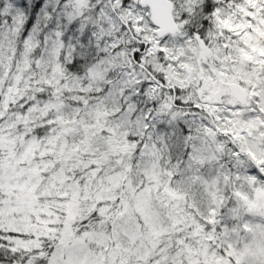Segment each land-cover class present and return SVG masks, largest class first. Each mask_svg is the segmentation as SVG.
<instances>
[{
  "label": "snow or ice",
  "instance_id": "obj_1",
  "mask_svg": "<svg viewBox=\"0 0 264 264\" xmlns=\"http://www.w3.org/2000/svg\"><path fill=\"white\" fill-rule=\"evenodd\" d=\"M0 264H264V0H0Z\"/></svg>",
  "mask_w": 264,
  "mask_h": 264
}]
</instances>
